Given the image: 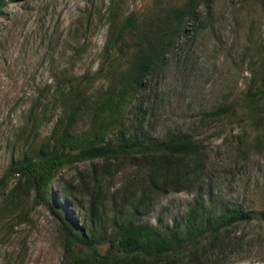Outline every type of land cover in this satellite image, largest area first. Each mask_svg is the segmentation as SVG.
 <instances>
[{"label":"rangeland","instance_id":"374dc122","mask_svg":"<svg viewBox=\"0 0 264 264\" xmlns=\"http://www.w3.org/2000/svg\"><path fill=\"white\" fill-rule=\"evenodd\" d=\"M109 1L8 0L0 16V264L63 258L58 220L34 203L24 179L2 180L8 164L50 148L67 128L70 89L76 101L86 98L71 129L87 127L98 98L127 64L128 52L107 59L114 53L107 52L109 40L127 16L142 19L185 0H120L113 19ZM197 11V25L187 26L177 49L148 77L141 99L152 139L189 132L203 145L201 179L193 188L150 193L136 218L172 223L200 195L208 206L240 204L254 218L231 229L237 242L210 264H264V103L253 108L248 96L264 87V0H205ZM135 103L129 101L123 119L133 120ZM229 103L235 114L208 116ZM145 171L125 156L84 160L60 168L50 192L78 226L99 232L120 209L122 218L130 216L140 197L136 178Z\"/></svg>","mask_w":264,"mask_h":264},{"label":"trees","instance_id":"16d2710c","mask_svg":"<svg viewBox=\"0 0 264 264\" xmlns=\"http://www.w3.org/2000/svg\"><path fill=\"white\" fill-rule=\"evenodd\" d=\"M7 1L0 0V16ZM204 1L185 0L142 19L127 16L109 40L107 51L114 49V53H107V59L128 52L127 64L116 82L98 98L87 127L71 129L70 124L86 98L76 101L75 92L70 89L64 92L68 100L64 107L69 120L67 128L50 148L37 154H24L8 164L2 180L13 176L24 179L27 189L34 193V203L46 205L58 220L64 238L61 264H210L213 256L237 242L236 237L229 238L231 229L254 218L253 212L237 203L225 201L208 206L202 195L172 223L152 224L136 218L150 193L193 188L201 179L202 166L198 159L204 152L203 145L189 132L152 139L145 124L146 108L141 95L147 89L148 77L163 65L167 54L177 49L187 26L197 25V9ZM120 2L109 1L110 19L117 14ZM248 96L249 104L257 107L254 105L259 101L264 103V87L259 86ZM132 99L139 105L133 120L128 121V117L122 116ZM247 110L251 111L249 105ZM235 113V105L229 103L208 116ZM120 156L131 158L146 170L144 176L140 174L136 178V185L141 187L140 197L130 216L122 218L120 209L109 227L99 232L93 225L78 226L66 205L60 202L62 198L56 199L50 192L58 170L84 160ZM185 160L193 163H184ZM122 204L124 207L126 202ZM27 215L28 211H23L22 216L27 218ZM260 218L264 220V210Z\"/></svg>","mask_w":264,"mask_h":264}]
</instances>
